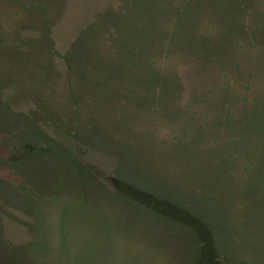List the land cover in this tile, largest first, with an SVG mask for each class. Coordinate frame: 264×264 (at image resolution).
<instances>
[{
	"label": "rangeland",
	"instance_id": "374dc122",
	"mask_svg": "<svg viewBox=\"0 0 264 264\" xmlns=\"http://www.w3.org/2000/svg\"><path fill=\"white\" fill-rule=\"evenodd\" d=\"M0 264H264V0H0Z\"/></svg>",
	"mask_w": 264,
	"mask_h": 264
},
{
	"label": "trees",
	"instance_id": "16d2710c",
	"mask_svg": "<svg viewBox=\"0 0 264 264\" xmlns=\"http://www.w3.org/2000/svg\"><path fill=\"white\" fill-rule=\"evenodd\" d=\"M9 156H11L10 154L8 156H4L3 158H9ZM199 257V255L197 256V258Z\"/></svg>",
	"mask_w": 264,
	"mask_h": 264
}]
</instances>
